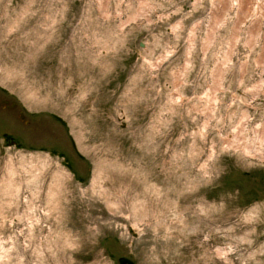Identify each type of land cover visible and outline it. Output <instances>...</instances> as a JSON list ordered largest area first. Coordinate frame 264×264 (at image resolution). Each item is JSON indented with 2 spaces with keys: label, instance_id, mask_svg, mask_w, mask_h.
<instances>
[{
  "label": "rangeland",
  "instance_id": "rangeland-1",
  "mask_svg": "<svg viewBox=\"0 0 264 264\" xmlns=\"http://www.w3.org/2000/svg\"><path fill=\"white\" fill-rule=\"evenodd\" d=\"M263 128L264 0H0V264H264Z\"/></svg>",
  "mask_w": 264,
  "mask_h": 264
},
{
  "label": "flooded vegetation",
  "instance_id": "flooded-vegetation-1",
  "mask_svg": "<svg viewBox=\"0 0 264 264\" xmlns=\"http://www.w3.org/2000/svg\"><path fill=\"white\" fill-rule=\"evenodd\" d=\"M2 103L4 104L5 107H7L9 110L11 111H15V109L17 108V102L14 100H2ZM19 117L23 120L24 119V114L23 112H19ZM12 140H10L11 142ZM62 158V155L60 156ZM65 161V159H63ZM66 164H68L67 162H65ZM128 257V256H127Z\"/></svg>",
  "mask_w": 264,
  "mask_h": 264
},
{
  "label": "water",
  "instance_id": "water-1",
  "mask_svg": "<svg viewBox=\"0 0 264 264\" xmlns=\"http://www.w3.org/2000/svg\"><path fill=\"white\" fill-rule=\"evenodd\" d=\"M12 143H14V141H12ZM118 262L119 264H134L132 260L124 256L119 257Z\"/></svg>",
  "mask_w": 264,
  "mask_h": 264
},
{
  "label": "bare ground",
  "instance_id": "bare-ground-1",
  "mask_svg": "<svg viewBox=\"0 0 264 264\" xmlns=\"http://www.w3.org/2000/svg\"><path fill=\"white\" fill-rule=\"evenodd\" d=\"M263 129H264V128H263ZM256 142H257V144L255 143L253 147H258V149L256 148V150H254V152L256 151L255 153L258 154L259 152H261V151H259V150H261V145H263L264 143H260V141H259V142L256 141ZM262 142H263V141H262ZM245 145H246V144H245ZM240 146H241V145H240ZM240 146H239V147H240ZM248 147H249V145H248ZM251 147H252V146H251ZM251 147H249V148H251ZM262 147H263V146H262ZM241 148H244V146L241 147ZM249 148H246V149H249ZM246 149H245V150H246ZM249 150H250V149H249ZM249 150H247V151L249 152ZM251 151H252V150H251ZM258 151H259V152H258ZM254 152H253V153H254ZM257 152H258V153H257ZM258 155H259V154H258ZM260 155H261V154H260ZM261 156H263V155H261Z\"/></svg>",
  "mask_w": 264,
  "mask_h": 264
}]
</instances>
